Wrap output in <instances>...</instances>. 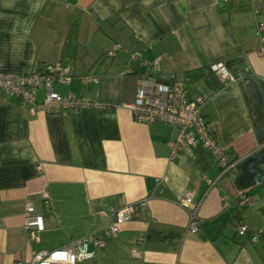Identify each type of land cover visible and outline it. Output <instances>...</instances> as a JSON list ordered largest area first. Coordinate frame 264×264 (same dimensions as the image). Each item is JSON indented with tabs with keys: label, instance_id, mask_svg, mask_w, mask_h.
<instances>
[{
	"label": "crops",
	"instance_id": "0c3cea01",
	"mask_svg": "<svg viewBox=\"0 0 264 264\" xmlns=\"http://www.w3.org/2000/svg\"><path fill=\"white\" fill-rule=\"evenodd\" d=\"M258 21L264 0H0V71L27 73L61 61L72 78L55 89L100 105L33 113L0 88V264L27 263L36 250L106 229L114 209L138 202L117 235L76 264H264ZM136 50L142 56L134 60ZM156 56L166 75H190L191 97L215 89L202 112L236 158L234 175H219L206 150L173 155L168 140L177 127L134 118L128 103L140 74L149 72L144 62ZM218 61L235 80L222 84L209 69ZM44 94L39 88L37 100ZM239 189L253 205L238 204ZM186 192L199 205L196 232L180 204ZM27 201L44 217L36 237L25 228ZM238 221L258 239L238 235Z\"/></svg>",
	"mask_w": 264,
	"mask_h": 264
},
{
	"label": "built area",
	"instance_id": "2783aa9c",
	"mask_svg": "<svg viewBox=\"0 0 264 264\" xmlns=\"http://www.w3.org/2000/svg\"><path fill=\"white\" fill-rule=\"evenodd\" d=\"M255 12L258 13L259 9H255ZM257 29L261 39L257 53L264 56V35L262 34L264 21L257 22ZM119 48L116 44L107 51V54L113 56ZM141 56V51L131 52L134 60ZM144 63L149 72L140 74L135 98L128 103L134 118L143 123L165 122L177 127L175 138L168 140L173 155H176L179 148H185L193 157H196L197 149H203L218 163L219 175H234L236 158L232 157L227 148L217 141L202 112V104L215 92V89L211 92L203 91L191 97L189 95V85L192 81L190 75L178 72H170L166 75L162 56H156ZM209 69L217 74L222 84L235 80L222 61L211 63ZM71 78V67L56 61L46 63L41 68L27 73L0 71V88L29 104L33 113L37 109L66 111L83 107H100L94 99L79 97L72 92L62 94L55 89L56 83H69ZM39 88L45 89L44 97L40 101L37 100ZM208 183L210 185L213 181L208 180ZM237 196L240 205L250 206L254 203L246 189L237 190ZM180 204L188 208V230L196 232L198 203H193L191 193L186 192ZM139 205L138 202L114 209L113 223L106 229H97L83 237L70 239L56 248L36 250L29 262L19 260L15 264H76L78 261L94 257L95 247L104 244L107 237L117 235L120 224L133 218L138 213ZM25 210V228L31 237H36V232L45 228L44 217L35 213L33 201L26 202ZM262 216L264 219V213ZM236 232L240 236L249 234L252 240H257L259 236L258 231L250 232V228L244 221L237 222Z\"/></svg>",
	"mask_w": 264,
	"mask_h": 264
},
{
	"label": "trees",
	"instance_id": "16d2710c",
	"mask_svg": "<svg viewBox=\"0 0 264 264\" xmlns=\"http://www.w3.org/2000/svg\"><path fill=\"white\" fill-rule=\"evenodd\" d=\"M209 73H211V72H209ZM202 151H203V149H202ZM201 156V155H200Z\"/></svg>",
	"mask_w": 264,
	"mask_h": 264
}]
</instances>
